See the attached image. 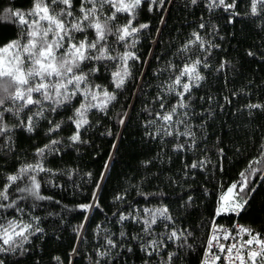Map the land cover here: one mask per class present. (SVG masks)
Returning a JSON list of instances; mask_svg holds the SVG:
<instances>
[{
    "label": "trees",
    "instance_id": "obj_1",
    "mask_svg": "<svg viewBox=\"0 0 264 264\" xmlns=\"http://www.w3.org/2000/svg\"><path fill=\"white\" fill-rule=\"evenodd\" d=\"M206 3L163 0L162 5H151L149 11L150 0H145L133 25L148 27L130 38L127 47L115 37L108 38L116 52L132 51L139 59L128 61L131 76L116 90L117 100L106 112L94 109L88 114L90 124L81 129L83 142L73 144L68 139L75 131L68 119L73 114L72 105L48 115L54 122L63 121L51 137L47 135L48 119L40 120L32 133L23 128L14 130L13 151L0 150V184L22 164L34 163L36 149L50 139L61 143L56 146L58 153L50 152L44 159L52 174L38 176L41 195L51 199L34 201L29 197L20 204L24 219L39 217L38 226L43 231L30 237L26 251L0 254L5 264H95L97 246L105 235L116 233L113 239H117L121 230L131 234L138 230L131 221L123 226L117 223L121 212L161 205L169 208L177 227L192 233V248L182 250L174 264H201L213 220L216 224L235 220L232 213L216 216V209L221 195L241 179L240 173L258 156L257 149L264 143V110L246 107L249 103L264 104V11L253 16L251 0H236L238 15L232 16L223 9L210 12ZM32 5L33 0H0V46L21 33L8 9L26 12ZM127 19L126 15L118 16L120 24ZM193 32L213 47L203 52L197 45L189 53L206 56L208 67L200 69L205 79L193 88L187 109L196 146L186 144L184 151H176L174 146L185 143V137L153 138L148 133L155 134L159 122L145 125L152 119L148 110L159 111L154 100L172 75L167 70L169 62L181 65L185 54L178 49L193 38ZM249 52L254 55L249 56ZM106 63L108 67L93 79L112 91L110 74L115 69L113 62ZM166 99L169 105L176 101L174 95ZM78 103V99L73 101L75 106ZM8 120L16 123L10 116ZM219 149H223L222 154ZM200 160L210 162L203 169L186 167ZM256 167L264 170V164ZM248 187L254 191L241 194L248 203L239 212L238 221L264 232V174L249 176ZM117 196L123 199L117 200ZM82 204L99 207L83 211ZM131 244L133 253L121 252L111 264H145L137 243ZM151 264H158V258L153 257Z\"/></svg>",
    "mask_w": 264,
    "mask_h": 264
},
{
    "label": "snow or ice",
    "instance_id": "obj_2",
    "mask_svg": "<svg viewBox=\"0 0 264 264\" xmlns=\"http://www.w3.org/2000/svg\"><path fill=\"white\" fill-rule=\"evenodd\" d=\"M190 2L196 5L198 0ZM144 3L145 0H79L77 6L76 0H33L31 9L26 12L8 9L21 26V33L16 40L0 46V150L13 151L16 128L32 133L40 120L48 119V115L70 105L73 114L68 119L75 131L68 139L73 144L83 142L81 129L90 124L88 114L94 109L106 112L117 100L116 90L122 89L131 76L128 61L139 59L132 51L116 52L108 38L115 37L127 47L130 38L147 28V24L133 25L137 10ZM157 3L162 5L163 0H150L149 11L151 5ZM206 7L210 12L223 9L232 16L238 15L236 0H207ZM262 11L264 0H251L250 14L258 16ZM119 15L128 17L125 23L118 22ZM199 27L203 29L205 25L201 23ZM192 37L178 49V53L185 54L181 65L169 62L167 70L172 75L161 85V92L154 100L159 104V111L148 110L152 119L145 125L149 127L159 122L155 134L148 133L153 138L185 137V143L174 146L176 151H184L186 144L189 148L196 146L187 109L190 108L193 88L200 87L205 79L200 69L208 67L206 56L189 53L197 45L203 52L213 47L211 43L206 45L198 32H193ZM106 62H113L111 66L115 69L110 74L112 91L93 79L102 68L108 67ZM226 63L221 64V69ZM169 95L176 97L174 104H168L166 97ZM77 99L79 103L75 106L73 101ZM246 107L264 110V104L259 103H249ZM9 116L16 120L15 124L9 122ZM62 123L48 119L47 135L51 137L52 133H58ZM120 123H124L123 119ZM60 143V140L50 139L49 143L36 149L34 163L22 164L15 172L7 174L0 184V254L6 256L26 251L24 246L30 237L43 231L38 226L39 217L24 219L20 204L29 197L34 201L51 199L41 195L38 176L44 172L52 174L45 168L44 159L50 152L58 153L56 146ZM257 151L258 156L250 160L240 173L241 179L221 195L216 216L229 212L239 214L248 203L241 194L246 190L248 193L254 191L248 187L249 176L254 177L258 172L264 174V170L256 167L264 164V143ZM219 152L222 154L223 149ZM209 162L200 160L186 167L203 169ZM116 199L123 197L117 196ZM94 206L99 207L98 204H82L80 208L88 211ZM125 221L139 226L136 233L121 230L117 239H113L116 233L105 235L97 246L95 264H111L121 252L133 253L132 241L144 253L145 264H151L153 257L158 258V264H174L182 250L192 248L189 243L192 233L176 226L167 206L143 207L127 214L121 212L117 223L123 226ZM245 235L248 239L242 238ZM0 264H5L4 259H0ZM201 264H264V232L242 225L234 232L216 224L214 219Z\"/></svg>",
    "mask_w": 264,
    "mask_h": 264
},
{
    "label": "built area",
    "instance_id": "obj_3",
    "mask_svg": "<svg viewBox=\"0 0 264 264\" xmlns=\"http://www.w3.org/2000/svg\"><path fill=\"white\" fill-rule=\"evenodd\" d=\"M234 214V216H235V220L231 223V224H218V225H221V226H223L224 228H226V229H229V230H233L234 232H235V228H238L239 226H245V227H249V226H247V225H244V224H242L241 222H239L238 221V216H239V214H236V213H233ZM235 226V227H234ZM211 230H212V227H211ZM211 230H210V233H209V236L211 235ZM209 236H208V238H209ZM243 239H248V237L245 235V236H243L242 237ZM223 243H229V242H226V241H222ZM232 242H234V241H232ZM204 257V252H203V256H202V258Z\"/></svg>",
    "mask_w": 264,
    "mask_h": 264
},
{
    "label": "rangeland",
    "instance_id": "obj_4",
    "mask_svg": "<svg viewBox=\"0 0 264 264\" xmlns=\"http://www.w3.org/2000/svg\"><path fill=\"white\" fill-rule=\"evenodd\" d=\"M232 212H229V213H227V214H231Z\"/></svg>",
    "mask_w": 264,
    "mask_h": 264
},
{
    "label": "bare ground",
    "instance_id": "obj_5",
    "mask_svg": "<svg viewBox=\"0 0 264 264\" xmlns=\"http://www.w3.org/2000/svg\"><path fill=\"white\" fill-rule=\"evenodd\" d=\"M217 223V222H216Z\"/></svg>",
    "mask_w": 264,
    "mask_h": 264
}]
</instances>
